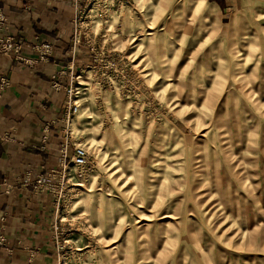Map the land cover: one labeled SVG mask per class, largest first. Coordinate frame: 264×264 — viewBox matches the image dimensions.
I'll list each match as a JSON object with an SVG mask.
<instances>
[{
    "label": "rangeland",
    "instance_id": "rangeland-1",
    "mask_svg": "<svg viewBox=\"0 0 264 264\" xmlns=\"http://www.w3.org/2000/svg\"><path fill=\"white\" fill-rule=\"evenodd\" d=\"M98 8L116 63L77 70L90 170L56 212L60 264H264V0Z\"/></svg>",
    "mask_w": 264,
    "mask_h": 264
},
{
    "label": "crops",
    "instance_id": "crops-1",
    "mask_svg": "<svg viewBox=\"0 0 264 264\" xmlns=\"http://www.w3.org/2000/svg\"><path fill=\"white\" fill-rule=\"evenodd\" d=\"M74 10V0H0L4 17L0 37L53 46L49 61L33 65L0 51V76L7 75L10 82L0 107V182L5 180L0 186V236L5 239L0 242V264H58L60 260L51 228L56 217L53 197L34 191L24 177L28 170L33 180L59 167L65 93L53 91L52 75L70 62L78 72L91 61L83 48L72 56Z\"/></svg>",
    "mask_w": 264,
    "mask_h": 264
},
{
    "label": "built area",
    "instance_id": "built-area-1",
    "mask_svg": "<svg viewBox=\"0 0 264 264\" xmlns=\"http://www.w3.org/2000/svg\"><path fill=\"white\" fill-rule=\"evenodd\" d=\"M106 2L107 0H74L75 10L72 18L71 53L72 56L75 57L76 51L79 48H83L90 54L92 62H96L103 57L107 60H111L110 68L114 70L113 67L116 62L113 58H108L110 55L109 53L103 56L100 54L98 55V48L100 45L97 44V41L101 36L105 35L102 33V28H99L100 31L98 32L95 31V27H92L99 15L100 17H106L109 15L106 11L107 9H103L105 7L102 9L98 8L101 3L104 5ZM3 20L4 17L0 12V21ZM0 51L24 64L33 65L38 62L45 63L49 61L52 57L53 46L49 42H35L28 44L22 38L15 40L13 37L7 36L0 37ZM25 51L32 52L33 57L24 56L23 52ZM73 66V63L70 62L51 77V88L53 91L62 90L65 93V103L60 115V119L65 125V135L61 148L59 167L52 168L45 174L40 173L36 175L33 180L31 179V170H28L24 177L25 183H32L34 191L49 192L52 195L56 212L60 205L63 206L62 204L67 202L69 195L74 192V190H77V187L82 184L88 175L87 172L90 170V156L87 149L80 143H73L71 141V136L67 132V126L79 109L78 98L81 95V84L79 81V78L81 77L80 73H82L85 68L94 71V66L91 64L85 65L84 69L79 71L80 73L74 72ZM65 75L68 76L66 81L62 80V77ZM9 84L10 82L7 75H1L0 107L3 94L9 87ZM69 146L71 147V152L68 154ZM3 182H5V180L0 182V186L4 184ZM60 223L61 219L59 218L57 220L56 215L51 228L53 231V240L56 242V247L58 249V240L60 237L58 235V229H60ZM4 240V237L0 236V242H3ZM58 264H60V260L58 261Z\"/></svg>",
    "mask_w": 264,
    "mask_h": 264
},
{
    "label": "bare ground",
    "instance_id": "bare-ground-1",
    "mask_svg": "<svg viewBox=\"0 0 264 264\" xmlns=\"http://www.w3.org/2000/svg\"><path fill=\"white\" fill-rule=\"evenodd\" d=\"M77 112H78V111H77ZM80 185H82V184H80ZM164 216H165V215H163L162 219L164 218ZM167 216H169V215H167ZM167 216H166V217H167ZM170 216H171V215H170ZM167 218H170V217H167Z\"/></svg>",
    "mask_w": 264,
    "mask_h": 264
}]
</instances>
